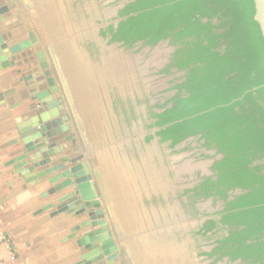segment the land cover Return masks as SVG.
I'll return each mask as SVG.
<instances>
[{"label": "crops", "instance_id": "crops-1", "mask_svg": "<svg viewBox=\"0 0 264 264\" xmlns=\"http://www.w3.org/2000/svg\"><path fill=\"white\" fill-rule=\"evenodd\" d=\"M3 4L14 9L3 15L5 28L0 33L23 40L32 31L39 38L48 78L67 111L63 125L73 143L52 160L79 158L87 165L100 218L119 255L114 264H231L205 255L211 247L195 236L205 219L195 220L188 195L180 196L178 180L170 178L172 173L205 172L208 164L184 161L187 155L180 154L172 156L164 169L162 147L155 139L148 141L152 135H146L144 127L133 129L131 135L130 122L141 119L125 114L131 60L103 35L107 28L98 23L99 1L3 0ZM113 14V9L106 10L109 19ZM35 53L26 56L28 64L33 60L31 68L18 56L8 67L0 61V264H80L85 252L76 241L94 228L72 231L89 216H53L58 206L68 203L58 200L70 190L50 196L49 190L61 181L51 185L23 180L15 173L16 147L9 145L27 121L21 118L25 104L10 106L4 96L10 90L16 95L25 90L12 86L18 73L39 72L43 78L39 92L48 88ZM64 170L63 166L60 171ZM50 204L53 208L46 210ZM210 204H197L203 216L212 213L205 211ZM92 262L103 264L105 258Z\"/></svg>", "mask_w": 264, "mask_h": 264}, {"label": "trees", "instance_id": "trees-1", "mask_svg": "<svg viewBox=\"0 0 264 264\" xmlns=\"http://www.w3.org/2000/svg\"><path fill=\"white\" fill-rule=\"evenodd\" d=\"M252 17L251 0H131L103 33L128 48L174 47L160 73L184 75L151 127L170 148L193 137L221 155L185 191L194 212L200 198L223 203L195 233L214 262L264 264V42Z\"/></svg>", "mask_w": 264, "mask_h": 264}, {"label": "water", "instance_id": "water-1", "mask_svg": "<svg viewBox=\"0 0 264 264\" xmlns=\"http://www.w3.org/2000/svg\"><path fill=\"white\" fill-rule=\"evenodd\" d=\"M251 1L252 19L264 42V0ZM13 9V5H4L3 0H0V29L5 28L3 15ZM18 38L8 32L0 33V61L4 63V67H8L14 64L13 61L18 56L28 68H31L33 60L30 58L28 64L26 56L32 54V51L36 52L39 71L46 74L45 81L48 88L39 92L38 86L43 81L39 72L27 75L20 72L18 80L12 86L22 87L25 90L17 95L10 90L4 95L10 106L25 104V112L21 118L27 120L26 124L23 128L18 129L16 138L9 142L10 146L16 147L13 163L18 164L19 169L15 173L23 177V180L33 183L42 180L54 185L61 181L53 186L48 194L53 196L61 193L64 189L70 190L58 200V203L61 204L68 203L58 206L52 215L67 213L68 215L73 214L72 216L75 218H80L81 215L86 214L89 216V220L80 223L72 232L77 233L80 232V229L94 228V232L85 233L76 241L78 248L83 253L85 252L79 263L93 264L92 261H100L103 256L105 258L103 264H114L119 255L109 229L100 218L102 215L99 210L100 203L93 191L87 165L78 162L79 158L78 160L74 158L52 160L55 155L72 148L73 143L71 136L67 135V127L63 125L66 120L65 117H62L64 106L59 101L54 81L52 78H48V66L38 44L39 38L32 31L27 34L26 39L18 40ZM10 60L13 61L10 62ZM35 101L39 103L37 104ZM63 166L66 167V170L60 171ZM74 203L76 206L69 208V205ZM51 208H53L52 204L45 209Z\"/></svg>", "mask_w": 264, "mask_h": 264}, {"label": "flooded vegetation", "instance_id": "flooded-vegetation-1", "mask_svg": "<svg viewBox=\"0 0 264 264\" xmlns=\"http://www.w3.org/2000/svg\"><path fill=\"white\" fill-rule=\"evenodd\" d=\"M99 4H98V14H99V18H101V20L98 22L99 25H101L102 27L108 28L109 26H111L113 29H115V23L118 21L119 22V18H118V13L120 10H122L124 8V6L130 2L131 0H125L123 1L124 4L121 7L119 6V3L116 5L117 7H115L114 4H116L117 2L111 3V0H98ZM110 2V3H109ZM109 3V4H107ZM110 5V6H108ZM116 8V9H115ZM108 9H113L114 10V14L113 17L109 19V17H106V10ZM117 22V24H118ZM104 29V28H103ZM109 37V36H107ZM161 43V42H160ZM159 43V45H160ZM113 45L115 46H120V48H128L125 46H122L121 43H113ZM158 46V45H157ZM154 48H149V47H145L147 48L146 52H149L151 54V52L154 51V53L152 54V58L149 59L148 61L152 64H149V66L146 68H160V71L158 70V73L153 74L152 72L148 75H141L139 74L140 70L138 69V67H134L132 66V68L130 69V74L128 75L129 78V83H128V88L125 90V96L127 97L128 101L126 103V107L127 111L125 112V114H127L128 118H143L145 120V123H143L141 121V119H139V123H135L134 125L130 122V129L129 131L131 132V135L134 133V130H139L142 129L145 130V134L146 135H152V137L148 140H156L157 143H159V145L162 147V168H168L169 166V161L171 158H173L172 156H177L179 154L185 155L184 152H186L187 155H189V153H192L194 150H192L191 152L185 150L184 152H178V146H175L174 148H170L168 145L169 143H160L158 138L156 137L155 133H156V128L155 127H151V124H153L154 119L153 117L150 115V111L158 113L160 111H162L161 109L157 108V105H161L164 104L168 99L172 98L174 95H172L171 97H168L166 94L169 91H175V90H166L164 92H158L159 87H157V85L159 83H156V81H149L150 77H155V76H163V79L166 80V82L169 81H173L175 80V74L174 71L175 70H171V73L169 75H165L163 73H160L161 70L166 66V64H168L169 62V56L170 54H166V52H162L161 49L159 48L158 50H156V47ZM173 49V47H171ZM156 50V51H155ZM142 51H145L144 49ZM173 51V50H172ZM124 52H128L127 50L124 49ZM144 53L142 56H149L148 53ZM173 53V52H172ZM155 62V64L157 65H153V63L151 62ZM173 78V79H172ZM171 79V80H170ZM157 84V85H156ZM172 84L167 83L166 84V88H169V86L171 87ZM116 98V96H115ZM120 98V97H119ZM118 99V98H117ZM61 102V100H59ZM37 104L39 102L35 101ZM63 102H61L62 104ZM63 105V104H62ZM67 116V111L66 108L64 107V113L62 114V117H66ZM122 126V125H121ZM142 126V127H141ZM134 127V128H133ZM140 131V130H139ZM190 140H194L193 137L187 139L186 141H190ZM164 145V146H163ZM198 150V152L194 153L191 155V157H196L197 160L199 161H194V163H201V162H205L207 165L206 167V171L205 172H194V173H183V174H177L172 173V176L170 177L171 179H177V184H178V190H179V195L181 196L183 194H185V190H190L192 189L194 186H196L198 184V182L200 181V179L202 177H207V176H213V172L211 171V166L213 164V162L217 159L214 158V155H211L212 153H208V152H215V150H207L202 146H198V148L196 149ZM190 157H185L184 161H186L187 159H189ZM191 160V159H189ZM194 160V159H193ZM174 161V160H173ZM181 162H179L177 165H180ZM175 166V164H174ZM173 167V165H172ZM187 188V189H186ZM186 195V194H185ZM188 197V196H187ZM210 202L211 203V207L214 204L215 206H217V208H219L218 212L221 211L223 209V203L221 201H214L212 198H207V199H203L200 198L196 201L195 203V210L196 212L193 211V216L195 218V220H202V219H207L209 217H215L217 216L218 212H212L210 214H204L205 216H203V214H201V212L199 211V207H197V204L203 203V202ZM204 220V221H205ZM201 226V225H200ZM199 226V228H200ZM199 236V235H197ZM206 243V242H205ZM210 246V245H209ZM232 264V263H231Z\"/></svg>", "mask_w": 264, "mask_h": 264}, {"label": "rangeland", "instance_id": "rangeland-1", "mask_svg": "<svg viewBox=\"0 0 264 264\" xmlns=\"http://www.w3.org/2000/svg\"><path fill=\"white\" fill-rule=\"evenodd\" d=\"M123 1H125V0H111V3L117 2L116 4H114L115 7H117L116 5L118 3H119V6L118 7H121L124 4ZM159 48L161 49V51L163 53L166 52V54H168V55L172 53V51L169 49V46H167V43L158 45L156 47V50H158ZM118 49H120L122 51L125 49V50L128 51V55H129V58L131 60V65L134 66V67H138V69L140 70L139 71L140 72L139 74H141V75H143V74L148 75V74H150L152 72V75H153V74L158 73V70L160 71V68L158 69L157 67L154 68V69L153 68L147 69V71H149L150 73L146 71V68L149 66V64H151L150 62H148V58L150 56L152 57V54L154 53V51L151 52V54L149 52H146L147 51V48H145L144 46H142V44L138 43V44L132 46L131 48H123V49L122 48H118ZM143 49L145 51H142ZM145 52L148 53L149 56L146 55L145 58H142L141 56ZM147 62H148V64H147ZM151 62L153 63V65L155 64V62H153V61H151ZM155 65H157V64H155ZM143 66H144V68H143ZM147 79H149V81H152V82L153 81H156V83H159L158 85L156 84L157 87H159L158 92H164V91H166L167 88L165 86L169 82H166V80L163 79V77L155 76V77H150V78H147ZM198 146H201V141H199V140L194 139V140H190V141H184L182 144H180L178 146V152L179 153L180 152H184L185 150L191 152L192 150L195 149V151H193L192 153H189V155H187L186 152H184V154L187 155L186 157L189 156L190 157L189 159H191L192 162L199 161V160L196 159V157H191L192 154L198 152V150H196L198 148ZM218 210H219V208H217V206H215L213 204L212 207H211V204H210V206L207 207V210H205V211L218 212Z\"/></svg>", "mask_w": 264, "mask_h": 264}, {"label": "built area", "instance_id": "built-area-1", "mask_svg": "<svg viewBox=\"0 0 264 264\" xmlns=\"http://www.w3.org/2000/svg\"><path fill=\"white\" fill-rule=\"evenodd\" d=\"M164 43H167V46H169V49L172 51H174V47L173 46H171V45H169V43H168V41H165V42H161L160 43V45L161 44H164ZM159 45V44H158ZM171 47H173V49L171 48ZM172 51V52H173ZM172 54V53H171ZM170 54V55H171ZM170 57V56H169ZM174 74H175V77L177 78V77H182L183 75H184V72H178V71H174ZM159 77H163V76H159ZM172 85H173V83H171ZM171 85V86H172ZM168 90H170V86H169V88H167ZM166 89V90H167ZM176 93V91H169L166 95L168 96V97H171L172 95H174ZM209 154L210 153H212L211 155H214V158L215 159H220L221 158V155L220 154H215V152H208ZM241 193V190H235V191H231V192H229V198H228V200H231L232 198H233V196H235V195H237V194H240ZM233 264H241L240 262H234Z\"/></svg>", "mask_w": 264, "mask_h": 264}]
</instances>
